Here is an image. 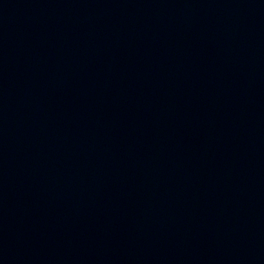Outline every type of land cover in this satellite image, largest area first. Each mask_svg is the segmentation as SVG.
<instances>
[{"label":"water","instance_id":"95a60500","mask_svg":"<svg viewBox=\"0 0 264 264\" xmlns=\"http://www.w3.org/2000/svg\"><path fill=\"white\" fill-rule=\"evenodd\" d=\"M0 264H264V0H0Z\"/></svg>","mask_w":264,"mask_h":264}]
</instances>
